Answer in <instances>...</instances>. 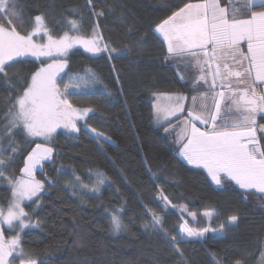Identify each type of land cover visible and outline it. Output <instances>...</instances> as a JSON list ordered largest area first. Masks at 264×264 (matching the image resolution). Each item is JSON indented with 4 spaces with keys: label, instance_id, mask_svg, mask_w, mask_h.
Instances as JSON below:
<instances>
[{
    "label": "trees",
    "instance_id": "obj_1",
    "mask_svg": "<svg viewBox=\"0 0 264 264\" xmlns=\"http://www.w3.org/2000/svg\"><path fill=\"white\" fill-rule=\"evenodd\" d=\"M94 3L96 10L105 12L98 21L104 40L122 50L127 45L131 55L109 62L106 53L93 58L81 49H72L61 79L83 75L88 69L97 74L101 83L88 90L89 95L73 97L72 102L80 108H95L88 124L110 137V141H102L101 145L94 134L83 128L71 136L62 129L54 134L53 159L45 162L37 179L47 177L56 186H46L41 193L42 209L33 217L42 220L41 227L26 230L22 245L38 264H180L179 253L164 242L161 234L143 227L145 221H150L148 209L163 217V227L170 235L178 233L184 221L198 229H219L221 223L235 215L237 224L224 239L207 233L202 241L183 245L187 264H211L210 253H215L223 264H260L264 252V198H259L255 191L246 193L228 180L214 185L203 170L178 157L175 120L169 133L153 124V92L192 94L190 85L177 76L174 63L165 58L166 48L161 49L153 34L155 24L166 18L173 10L171 6L181 0ZM18 5L25 21L43 13L55 35L67 29L66 18L79 19L82 15L86 32L95 22L87 0H18ZM30 29L31 24L20 28L22 32ZM20 60L9 70L10 83L0 78V117L11 103L9 95L14 99L23 90L21 80L30 79L42 66L41 61L48 63L46 59ZM105 89L112 96H102ZM262 116L258 115V124L264 125ZM258 136L264 133L258 132ZM7 144L6 139L4 146ZM16 144L21 151L15 165L8 168L9 175L20 174L24 158L35 146L25 145L21 135ZM261 144L264 146V139ZM60 168L66 175L57 176L56 170ZM96 169L109 177L99 195L84 190L80 199L65 189V181L73 179V172L88 183L89 170ZM161 192L171 201L166 209L159 199ZM10 195L7 181H0V205L6 207ZM173 205H182L187 211L182 214ZM117 207L124 209L122 218L127 231L113 235L109 230V212ZM25 210L31 212V207ZM204 211L215 213L212 220L200 215ZM189 212L197 213L195 222L187 219ZM16 264H20L19 259Z\"/></svg>",
    "mask_w": 264,
    "mask_h": 264
},
{
    "label": "snow or ice",
    "instance_id": "obj_2",
    "mask_svg": "<svg viewBox=\"0 0 264 264\" xmlns=\"http://www.w3.org/2000/svg\"><path fill=\"white\" fill-rule=\"evenodd\" d=\"M87 5L95 21L90 31H85L81 15L79 19L66 18L67 29L55 35L43 13L25 21L18 0H0V78L10 83L9 70L21 62L20 58L52 60L41 61L42 66L30 79L21 80L23 90L14 99L9 95L11 103L0 117L4 122L0 124V181H7L11 193L7 206L0 205V264H16L17 259L20 264H38L22 245V236L26 230L41 227L42 220L33 219L42 209L41 193L46 186H56L47 177L37 179V170L42 172L45 162L53 159L51 141L57 130L71 136L83 128L94 134L101 145L102 141H110V137L88 124L95 108H80L72 102L73 97L89 95L88 90L101 83L97 74L88 69L83 75L68 76L67 82L57 79L72 49L82 48L93 58L106 53L109 62L131 55L127 45L122 50L104 40L98 21L105 12L96 10L94 0H87ZM171 7L170 14L155 24L153 34L161 49L166 48L165 58L176 61L179 79L190 85L191 104H186L188 97L184 94L153 92V119L169 133L173 118L186 111V117L175 126L178 157L202 168L217 186L228 180L246 193L254 190L264 198V136H258V132L264 133V125L258 124V114H264V0H227L224 6L220 0H181ZM29 24L30 30H20ZM101 95L112 96V92L105 89ZM18 135L23 136L25 145L35 146L24 158L20 174L9 175L7 170L15 165L21 151L16 144ZM56 171L58 177L66 175L62 168ZM88 175L85 183L73 172V179L65 181V189L80 199L84 190L99 195L109 177L99 169L89 170ZM159 199L165 209L171 203L162 192ZM28 206L31 212L25 210ZM173 207H179L182 214L187 211L182 205ZM123 211V207H117L109 212L113 235L127 231ZM147 215L150 221H145L143 227L161 234L164 242L179 253L180 264H187L183 245L203 240L207 233L224 239L238 220L232 215L219 229L189 227L185 221L178 233L170 235L161 215L152 209L147 210ZM188 215L193 220L197 217V213ZM200 215L212 220L215 213L204 211ZM4 226L14 234L6 238ZM209 255L211 264H223L215 253ZM260 264H264V252Z\"/></svg>",
    "mask_w": 264,
    "mask_h": 264
},
{
    "label": "rangeland",
    "instance_id": "obj_3",
    "mask_svg": "<svg viewBox=\"0 0 264 264\" xmlns=\"http://www.w3.org/2000/svg\"><path fill=\"white\" fill-rule=\"evenodd\" d=\"M220 3H221V5L222 6H224L226 3H227V0H220ZM42 35V34H41ZM34 39H40V37H35ZM78 49H81L82 51H83V49L82 48H78ZM71 51V50H70ZM86 54H88V55H90L89 53H86ZM20 59H36L35 57H24V58H20ZM40 59H46V60H48V63H51L52 62V60H51V58H46V57H41ZM61 59H63V58H61ZM37 60V59H36ZM66 69H67V66H66V68H65V70H64V72H61L60 73V75L57 77V79L58 80H61V77L65 74V71H66ZM68 76H70V75H67V76H65V78H64V80H63V82H67V79H68ZM61 88H62V85H61ZM150 102H151V104H153V102H154V98H153V95H151V97H150ZM152 111H153V108H152ZM184 118H179L178 119V122L180 123L182 120H183ZM153 124L155 125V126H159L155 121H154V119H153ZM59 130H61V129H58L57 131H59ZM176 131H178V129H176ZM177 155H178V152H177ZM182 160V159H181ZM183 161V160H182ZM183 162H185L186 164H187V162L186 161H183ZM187 165H189V164H187ZM189 166H192V167H195V166H193V165H189ZM197 168V167H196ZM199 169H201V170H203L202 168H199ZM38 171H40L39 169L37 170V172ZM204 171V170H203ZM205 172V171H204ZM206 173V172H205ZM207 174V173H206ZM208 176V175H207ZM209 179H210V177H208ZM210 181H211V179H210ZM212 182V181H211ZM232 183H234V182H232ZM235 184V183H234ZM215 185V184H214ZM236 185V184H235ZM237 186V185H236ZM238 187V186H237ZM250 191H254V190H250ZM26 203H29V202H26ZM187 219L188 220H190V221H192V222H195V220H193V218L191 217V216H189L188 215V213H187ZM185 222V221H184ZM189 226V225H188ZM190 227V226H189ZM3 231L5 232V236H6V238L7 237H10L11 235H13L14 233H12V232H10L8 229H7V226H4L3 227ZM200 241H202V240H200Z\"/></svg>",
    "mask_w": 264,
    "mask_h": 264
},
{
    "label": "crops",
    "instance_id": "obj_4",
    "mask_svg": "<svg viewBox=\"0 0 264 264\" xmlns=\"http://www.w3.org/2000/svg\"><path fill=\"white\" fill-rule=\"evenodd\" d=\"M245 50H246V46H245ZM171 61L174 63V65H175V67H176V61L175 60H172L171 59ZM189 80H191V75L189 74ZM176 93H180V94H184V95H186L187 97H188V99L186 100V104H188V105H190L191 104V96H189L188 94H186V93H182V92H176ZM169 94H174V93H169ZM186 115H187V113H186V111L184 112V113H180V114H178V117L179 118H185L186 117ZM259 115V114H258ZM179 118H173V120H175V125H174V127L177 125V124H179V122H178V119ZM197 124H198V126H200L201 128H203L204 126L203 125H199V122L197 121L196 122ZM173 127V128H174Z\"/></svg>",
    "mask_w": 264,
    "mask_h": 264
}]
</instances>
